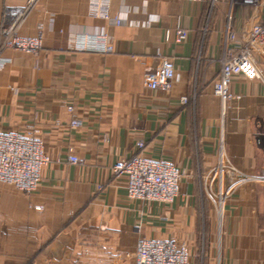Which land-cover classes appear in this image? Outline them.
<instances>
[{"label": "crops", "instance_id": "obj_1", "mask_svg": "<svg viewBox=\"0 0 264 264\" xmlns=\"http://www.w3.org/2000/svg\"><path fill=\"white\" fill-rule=\"evenodd\" d=\"M23 5L0 0V26L6 6ZM107 11L123 23L91 0H38L20 33L42 34V49L2 52L0 131H35L48 162L31 193L0 181V264H135L142 238L185 243L190 264H264V45L251 52L262 79L236 76L224 111L214 91L228 48L264 23V0H108ZM101 29L111 52L75 48L77 32ZM166 58L171 88L150 89L145 75ZM138 142L183 171L171 204L130 200L113 175ZM210 185L224 198L221 219Z\"/></svg>", "mask_w": 264, "mask_h": 264}, {"label": "built area", "instance_id": "obj_2", "mask_svg": "<svg viewBox=\"0 0 264 264\" xmlns=\"http://www.w3.org/2000/svg\"><path fill=\"white\" fill-rule=\"evenodd\" d=\"M25 5L20 7L6 6L0 26V67L4 64L2 52L6 49H15L28 54L38 53L43 47V36H24L20 33L27 16L38 0H24ZM197 1V0H192ZM244 2L252 7H259L262 0H234V3ZM108 0H91V6L97 13L120 25L123 20L112 18L107 11ZM226 23L227 40L234 41L236 33L232 25V13H228ZM147 22H150L147 21ZM75 48L83 51L111 52L113 45L109 35L103 30L94 32H77ZM172 37V31H165V39ZM188 38V29L179 25L175 30V40L184 42ZM264 45V23L255 24L247 31L244 42L235 47H229L222 60V70L219 80L214 85L215 93L222 101L223 111L232 99L230 85L236 76L243 74L248 78L262 79L263 75L254 63L251 52L253 46ZM175 75L174 60L164 59L156 69L145 75L144 84L150 89H170ZM73 111L74 106L68 105ZM73 126L81 122L74 118ZM144 143L138 142V151L130 157L115 163L112 172L115 177H124L126 180L127 197L130 200L141 201L147 205L154 203L171 204L180 193V182L183 171L172 161L164 157H148L143 154ZM72 152V148H69ZM69 161L78 163L79 159L70 153ZM48 162L45 155L43 141L35 131H0V181L14 185L26 192H33L41 181V171ZM233 171L232 168H229ZM224 164L220 163L215 169L216 174H223ZM244 180H235L234 185ZM99 189L103 186L99 185ZM207 196L218 205L219 218H222L221 193L216 200V192L210 185ZM135 264H190V253L183 242L174 239L142 238L138 241L134 253Z\"/></svg>", "mask_w": 264, "mask_h": 264}, {"label": "rangeland", "instance_id": "obj_3", "mask_svg": "<svg viewBox=\"0 0 264 264\" xmlns=\"http://www.w3.org/2000/svg\"><path fill=\"white\" fill-rule=\"evenodd\" d=\"M214 189V188H213Z\"/></svg>", "mask_w": 264, "mask_h": 264}]
</instances>
